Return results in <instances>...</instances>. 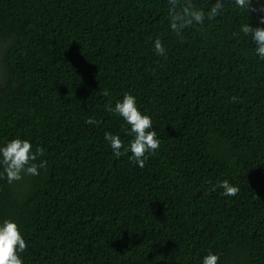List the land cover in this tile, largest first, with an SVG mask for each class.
<instances>
[{
    "label": "trees",
    "instance_id": "1",
    "mask_svg": "<svg viewBox=\"0 0 264 264\" xmlns=\"http://www.w3.org/2000/svg\"><path fill=\"white\" fill-rule=\"evenodd\" d=\"M168 7L0 0V146L28 140L47 161L0 179V224L18 225L23 264H202L209 252L264 264V59L240 30L258 15L226 3L180 39ZM126 93L160 141L143 168L104 138L133 139L107 110Z\"/></svg>",
    "mask_w": 264,
    "mask_h": 264
},
{
    "label": "clouds",
    "instance_id": "2",
    "mask_svg": "<svg viewBox=\"0 0 264 264\" xmlns=\"http://www.w3.org/2000/svg\"><path fill=\"white\" fill-rule=\"evenodd\" d=\"M234 4L250 16L253 13L258 15L256 27L249 23L241 25L240 30L246 36H251L252 42L256 46V53L264 59V0H212L211 6L207 9L197 7L193 0H168L167 22L170 30L180 39H183V32L189 28H203L205 21L214 20L225 10V4ZM154 48L159 56H165L166 50L160 39L154 42ZM235 100V98H233ZM108 111L122 117L130 125L129 135L133 139L125 147L119 136L106 132L105 140L109 143L113 154L119 158L127 155L135 164L143 168L147 153H155L160 147L157 133L152 129L150 116L142 114L136 107V98L131 94H125L122 101L115 104L114 108L109 107ZM87 124L99 123L94 118H88ZM44 151L37 147L32 151V145L28 140L19 138L12 139L4 146H0V179H7L11 184L25 175H39V168H46L47 161L36 163L38 157L43 156ZM223 195L236 196L239 188L233 186L229 181L224 180L219 184ZM216 190L215 186L212 189ZM27 244L19 231L18 225L11 220H4L0 224V264H23L18 253L26 251ZM219 257L209 252L203 258L202 264H217Z\"/></svg>",
    "mask_w": 264,
    "mask_h": 264
}]
</instances>
